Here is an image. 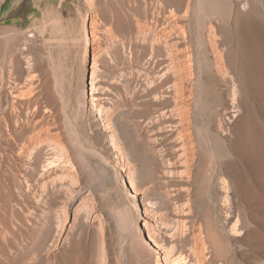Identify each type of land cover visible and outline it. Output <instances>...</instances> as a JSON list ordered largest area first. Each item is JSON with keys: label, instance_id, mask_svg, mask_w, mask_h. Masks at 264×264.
<instances>
[{"label": "rangeland", "instance_id": "rangeland-1", "mask_svg": "<svg viewBox=\"0 0 264 264\" xmlns=\"http://www.w3.org/2000/svg\"><path fill=\"white\" fill-rule=\"evenodd\" d=\"M59 3L1 0L0 4V264H155L156 249L148 233L179 244V260L202 237L204 245L199 241L196 246L199 243V251L205 249L203 253L217 264H264V192L259 176H252L243 160L237 162L234 175L245 178L250 174L245 179L253 180L252 194L237 186L238 197L230 202L242 211L246 235L238 241L222 234L217 252L205 236L209 223L221 230L226 211L208 148L212 145L220 160H225L228 145L236 138L232 127L238 120L227 119L231 81L215 72L214 64L220 60L217 52L223 55L221 62L225 61L221 45H229L227 35L219 30L228 19L220 16L218 4H210L211 9L202 4L203 13L193 5L195 11L185 21L100 18L92 33L82 0H68L62 8ZM256 13L250 17L251 21L256 18L252 22L257 27L261 25L255 35L263 41L264 13ZM147 27H151V46L150 40L135 41L137 36L142 38L137 33ZM179 35L184 43H177ZM168 50L180 59L185 53L186 71L192 74L186 77V85L181 84L186 101H179V117L169 113L174 108L171 100L164 102L147 94L170 75H165ZM240 50L232 61L240 72L239 78H232L241 83L235 82L241 86L239 117L250 109L247 114L263 128L264 89H249L245 72L239 69L244 68L239 64ZM93 55L97 60L94 82L103 88L102 99L110 109L114 148L104 118L95 112L99 101L90 100ZM187 57L193 61L188 63ZM224 61V69L231 73ZM173 77L167 82L177 83ZM217 127L224 131L219 133ZM260 136H254L253 142ZM207 138H214L213 143L208 145ZM46 140L63 145L66 153L62 155ZM182 142H186L190 167L181 174L178 150ZM130 173L139 192L152 203L150 213L145 214L140 201L132 200ZM144 221L151 224L150 229Z\"/></svg>", "mask_w": 264, "mask_h": 264}, {"label": "bare ground", "instance_id": "bare-ground-1", "mask_svg": "<svg viewBox=\"0 0 264 264\" xmlns=\"http://www.w3.org/2000/svg\"><path fill=\"white\" fill-rule=\"evenodd\" d=\"M41 1V0H38ZM68 0H60L59 3V7L62 8V5L64 3H66ZM83 4L86 6L87 8V13L85 15V17H89V19L91 20V32L94 33L97 29V23L96 20L98 19H104V20H108V19H112V20H116L118 21V19H123L125 18L127 19H131V18H139V17H143L145 19H155V20H159L161 18L167 19L168 20H179V19H187L188 17H190L191 15H193V12L195 11V9L197 8V11L200 12V10L202 8H199L200 6L202 7V4H206L205 7H209L210 4L213 3H217V8L219 6V13L220 16H227V23L225 26H223L222 28H219V30L223 31V34L225 33L228 37V42L229 45L225 46V45H221L222 46V50L224 52V57H226V62L229 64V68L227 70H230L231 73L227 72L226 69H224V65H223V61L221 62V54L218 55L217 52V56L220 58V60L217 59L216 64H214L215 67V72L220 75V77L222 79H228L229 81H231V83L229 85H231V107H230V117H228L227 119L230 121V118H237L236 122L234 123L233 127H232V131L235 133L236 138L233 142L230 143V145H228V149L226 151V153L224 154V159L225 160H220V156L216 153L215 149L212 147L208 148V153L211 156V158H213L215 165H216V171L218 172V181L216 183H218L220 185V190H222L221 195H223V206H225V213H224V220L221 224V230H218L217 228L214 227L213 224L209 223L205 228H206V237L208 242H210L211 245L214 246L215 251L217 252V247L216 245L219 242V237L223 234L226 235L228 238L230 239H238L239 237H241V235H246L245 233V220L242 217V211L239 208L236 207H232L230 200H235L238 196L237 194V186L242 189V191L246 194L249 193V188L252 187V182L250 181L249 183V176L248 173L246 175V177L244 175L245 178H247L248 176V180H246L243 177H236L234 174L235 172H237V162L240 160H243L249 167V173L255 174L257 176H259V179L261 181V190L264 192V137L263 133H264V126L263 128L259 127L255 122V119H253V117L250 116V114H247L248 112H245L246 114L242 115L239 117V112H240V108L238 106V96L240 94V90L241 89L239 86V88L237 87L236 84H238L240 81H234L232 78L234 76L238 77L240 75L239 70H237V65L236 67H233L232 61L237 57V53L239 52V50H242V59L241 62L238 59V62H240L239 64H244V68H239L241 69V71H244L245 75H246V82L249 84L248 87L250 89L251 86V90L254 92V90H258L259 92V88H261L263 86L264 89V51L262 52V49H264L262 46V42L258 40V38H256L255 33L261 29V25H259L260 27H257L256 23H253L252 21L255 22V19L251 21V15L252 14H257L256 12L259 11V14L261 15L260 11L262 13H264V0H82ZM0 4H1V0H0ZM181 4H185L184 8L181 7ZM80 5V2L79 4ZM114 5H118L117 7ZM196 6L195 9H193ZM208 5V6H207ZM111 6V8H109ZM116 7V8H114ZM204 7V8H205ZM213 7V6H212ZM215 7V6H214ZM211 9V8H208ZM215 8H213L210 12V14H212L211 12L215 11ZM217 9V10H218ZM216 10V11H217ZM54 11V10H53ZM203 13V9L201 10ZM79 14L81 15L82 13L80 11H78ZM197 12V13H198ZM208 12V14H209ZM214 13V12H213ZM54 14L58 15L57 10L54 11ZM196 14V13H195ZM218 14V12H217ZM216 15V14H214ZM259 15V16H260ZM55 16V15H54ZM262 16V15H261ZM193 17V16H192ZM213 17V16H212ZM249 17V18H248ZM224 19V18H223ZM258 19V18H257ZM261 19V18H260ZM221 20V19H220ZM115 21V22H116ZM181 21V20H180ZM257 21V20H256ZM164 22V21H163ZM258 22V21H257ZM137 23V22H136ZM172 23V22H171ZM109 24V23H108ZM168 24V23H167ZM175 24V23H174ZM225 24V23H224ZM110 25V24H109ZM157 25V24H155ZM171 25V24H170ZM169 25V26H170ZM263 25V24H262ZM140 26V25H139ZM153 27V26H151ZM150 27V29H151ZM157 27V26H156ZM155 27V28H156ZM177 26H175L176 29ZM165 28V27H164ZM169 28V27H168ZM173 28V26H172ZM213 28V27H212ZM211 28V29H212ZM257 28V29H256ZM109 29V27H108ZM138 29V28H136ZM148 30L141 32L142 30H140L137 34L140 35L142 38L139 40V36H137L135 38L136 42H142L143 44L146 42H148L150 40V29L149 27H147ZM170 29V28H169ZM264 30V27L262 28ZM112 30V29H111ZM145 30V29H144ZM168 30V29H167ZM174 30V29H172ZM257 30V31H256ZM256 31V32H255ZM261 31V30H260ZM259 31V32H260ZM102 32V31H101ZM157 32V31H156ZM161 32V31H160ZM174 32V31H173ZM185 32V31H184ZM263 32V31H262ZM96 33V32H95ZM98 33V32H97ZM106 33V32H105ZM109 33V32H108ZM164 33V32H163ZM177 33V32H176ZM213 33V32H212ZM148 34V38L146 37ZM156 33H154L155 35ZM172 34V33H171ZM170 34V35H171ZM256 34L259 35V33L257 32ZM94 35V34H93ZM146 35V36H144ZM150 35V36H149ZM153 35V34H152ZM157 35V34H156ZM164 35V34H163ZM167 35V34H165ZM176 35V34H175ZM178 35V34H177ZM184 35V34H183ZM213 35V34H212ZM211 35V36H212ZM158 36V35H157ZM160 36V35H159ZM173 36V35H172ZM180 36V35H179ZM224 36V35H223ZM96 37V36H95ZM162 37V36H160ZM159 37V38H160ZM166 37V36H165ZM178 37V36H177ZM262 36H260L261 38ZM264 37V36H263ZM180 38V39H179ZM178 38L179 41H177V43H184V37L180 36ZM211 38V37H210ZM95 39V38H94ZM132 39V38H131ZM153 39V37L151 38ZM164 39V38H163ZM213 39V38H212ZM133 40V39H132ZM165 40V39H164ZM224 40V39H223ZM128 41V40H127ZM154 41V40H152ZM221 41V40H220ZM155 42V41H154ZM215 42V40H214ZM219 42V41H217ZM150 46L154 45V43L152 44L151 40L149 41ZM148 43V44H149ZM157 43V42H155ZM161 43V42H160ZM166 43V42H165ZM164 43V44H165ZM171 43V41H170ZM169 43V44H170ZM94 44V43H93ZM168 43H166L167 45ZM168 44V45H169ZM215 44V43H214ZM213 44V45H214ZM264 44V43H263ZM165 45V46H166ZM177 45V44H175ZM185 45V44H184ZM218 45V44H217ZM162 46V45H161ZM159 47V46H158ZM163 47V46H162ZM173 47H175L173 45ZM213 47V46H212ZM149 48V47H148ZM164 48V47H163ZM166 48V47H165ZM180 48V47H179ZM183 48V47H182ZM145 49V48H144ZM175 49V48H174ZM164 50V49H163ZM171 50V48H170ZM176 50V49H175ZM181 50V49H180ZM179 50V51H180ZM240 50V51H241ZM216 51V50H215ZM166 52V51H165ZM183 51L180 52V54ZM221 52V51H220ZM165 54L166 57L168 56L170 59V63L169 61H167L169 64L167 65L166 70H165V75L170 74L169 76H167V79L164 81H160L158 83V85L156 87H153L151 89V92L148 90L147 88V94L148 95H152L154 94L155 98L154 99H159V100H163V99H169L171 100L170 103L172 102V104L174 105V108L171 109V111L169 113H171V116H174V113L176 114V116H178V109L180 107L179 101L181 102V100L183 99V93L181 90L185 89L181 86V84L184 86L186 85L187 79L186 77L189 75H192L191 73L186 71V67L185 66V62L186 60V55L185 53L183 54L182 57H184V59H180L177 55V57H173L171 55V53ZM177 52H175L176 54ZM263 53V54H262ZM189 54V53H187ZM239 54V53H238ZM150 55V54H149ZM153 55V53L151 54ZM191 56V55H190ZM189 56V57H190ZM189 57H187L188 59V63H190L191 58L189 59ZM217 58V57H216ZM162 59V58H161ZM193 59V58H192ZM215 59V58H214ZM159 60V59H157ZM168 60V59H167ZM176 60L175 63H173ZM193 61V60H192ZM191 61V62H192ZM224 61V62H225ZM237 61V60H236ZM235 61V62H236ZM197 62V61H196ZM238 62L236 64H238ZM194 63V62H193ZM97 60L95 55H93V66L91 68V82H90V100L92 102H97L95 103V112L98 113V115L101 118H104L105 120V129H107V131L111 130V125H110V119H109V108H108V103L107 101L104 99H102V96H105V94H101L102 93V89L101 86H99V84H96L94 82V76H96L97 73ZM167 64V63H166ZM227 64V65H228ZM226 65V64H225ZM190 67V66H189ZM228 67V66H227ZM239 67V65H238ZM164 68V69H165ZM188 69V68H187ZM163 70V69H162ZM164 72V71H163ZM139 73V72H138ZM159 73V72H158ZM150 74V73H149ZM153 74V73H152ZM151 74V76H152ZM232 76H231V75ZM154 75V74H153ZM174 76L173 78L177 79V83H171L167 82V80L169 79L168 77L170 76ZM200 73H197V79L199 81V76ZM148 76V74H147ZM155 76V75H154ZM157 76V75H156ZM155 76V77H156ZM217 76V75H216ZM228 76V78H227ZM150 77V76H149ZM154 77V79H155ZM163 77V75H162ZM218 77V76H217ZM148 78V77H147ZM166 78V77H165ZM231 80H230V79ZM239 78V77H238ZM152 80V77L150 78ZM159 79V78H158ZM162 79V78H161ZM237 79V78H236ZM243 79V78H242ZM156 80V79H155ZM160 80V79H159ZM172 80L169 79L168 81ZM248 80V81H247ZM149 81V80H148ZM174 81V80H173ZM233 81V82H232ZM242 81V80H241ZM156 82H158L156 80ZM185 82V84H184ZM236 82V84H235ZM150 83V82H149ZM152 83V82H151ZM170 83V84H169ZM149 85V84H148ZM238 85H241L238 84ZM152 87V84L149 85ZM147 87V86H146ZM181 87L183 89H181ZM230 87V86H229ZM243 87V86H242ZM246 87V86H245ZM244 87V88H245ZM247 87V88H248ZM180 88V89H179ZM191 88V87H190ZM238 88V89H237ZM140 89V88H139ZM146 89V88H145ZM230 90V88H229ZM239 90V91H238ZM247 90V89H246ZM145 92V91H144ZM184 92V91H183ZM191 92V91H190ZM239 92V93H238ZM263 93V91H260ZM230 93V92H229ZM170 94V95H169ZM258 94V93H257ZM84 98H85V92L83 93ZM192 95V94H191ZM229 95V97H230ZM253 95V94H252ZM147 96V95H146ZM254 96V95H253ZM257 96V95H256ZM191 98V97H190ZM152 99V98H150ZM263 99V98H262ZM154 100V101H157ZM185 100V98L183 99V101ZM193 100V99H192ZM164 101V100H163ZM166 101V100H165ZM164 101V102H165ZM186 101V100H185ZM251 101V100H250ZM261 101V100H260ZM169 102V101H168ZM262 102V101H261ZM166 104V103H165ZM171 104V105H172ZM184 104V103H183ZM241 105V103H239ZM244 104V103H243ZM249 104V103H248ZM262 104V103H261ZM264 104V103H263ZM262 104V106H263ZM246 105V103H245ZM253 106V105H252ZM243 109V106H241ZM245 107V106H244ZM251 107V106H249ZM254 107V106H253ZM258 107V105H257ZM245 109V108H244ZM253 109V108H252ZM246 110V109H245ZM255 110V109H254ZM169 111V110H168ZM183 111V110H182ZM253 111V110H252ZM259 111V110H258ZM256 111V112H258ZM161 113V112H160ZM168 113V112H167ZM167 113H163L161 114H167ZM181 113V112H180ZM179 113V114H180ZM184 113V112H183ZM244 113V112H243ZM242 113V114H243ZM260 113V111L258 112ZM173 114V115H172ZM228 114V113H227ZM255 114V113H253ZM257 114V113H256ZM168 115V114H167ZM184 115V114H183ZM188 115V114H187ZM252 115V114H251ZM263 115V114H261ZM158 116V114H157ZM166 116V115H165ZM163 116V117H165ZM170 116V117H171ZM178 119V117H176ZM162 117V118H163ZM161 118V117H160ZM169 118V117H168ZM156 119V117H155ZM164 119V118H163ZM162 119V120H163ZM165 119H167V116L165 117ZM184 118H182V115H180L179 120L182 122ZM178 120V121H179ZM165 121V120H164ZM179 121V122H180ZM17 122V121H16ZM44 122V121H43ZM155 122V121H154ZM157 122V121H156ZM155 122V123H156ZM173 122V121H172ZM175 122V121H174ZM177 122V125L178 123ZM32 123V122H31ZM158 123V122H157ZM156 123V124H157ZM170 124V123H169ZM182 124V123H181ZM263 124V121H262ZM15 125V124H14ZM180 125V123H179ZM224 125V124H223ZM249 125V127H248ZM219 126V125H218ZM221 127V126H220ZM218 129V127L216 129H218L217 131L223 132L222 131V127ZM18 128V127H17ZM16 128V129H17ZM164 128V127H163ZM199 128V127H198ZM197 128V129H198ZM170 129V128H169ZM263 131L262 136H260V131ZM22 130V129H21ZM160 130V129H158ZM165 130V129H164ZM174 130V129H173ZM227 130V129H226ZM12 134L16 135V130L15 128H13L12 126ZM166 131V130H165ZM164 131V132H165ZM111 132V131H110ZM113 132V131H112ZM110 133V137H109V143L110 145L114 148L115 147V139H114V135L113 133ZM151 132V131H150ZM20 133V132H19ZM178 133V132H176ZM200 133V131H198V134ZM225 134V133H224ZM166 135V134H165ZM183 135V134H182ZM201 135V133H200ZM200 135L198 136V138L200 137ZM212 135V134H211ZM55 136V135H54ZM202 136V135H201ZM215 136V135H213ZM254 136H260L261 139L257 140V143L253 142V138ZM10 138V137H9ZM13 138V137H12ZM30 138V137H29ZM33 138V137H32ZM178 138V137H177ZM185 138V137H184ZM187 139V138H186ZM200 139V138H199ZM208 139V138H207ZM206 139V140H207ZM214 139V138H213ZM213 139L209 138L207 140V144L210 145L211 143H213ZM118 140V139H117ZM183 140V139H182ZM36 141V140H35ZM47 141V140H46ZM201 141V140H200ZM203 141V140H202ZM13 142V141H12ZM260 142V143H259ZM23 143V142H22ZM34 143V142H33ZM47 143H49V145H51L54 149H57L58 152H60L62 155H64L66 153V149L65 147H63V145L58 144L56 142H52V141H47ZM24 144V143H23ZM179 144V143H178ZM29 145V143L27 144ZM44 146V145H43ZM173 146V145H172ZM175 146V145H174ZM215 146V145H214ZM217 147V146H216ZM172 149V148H171ZM178 149V148H177ZM190 150V149H189ZM180 154H179V164L182 168V170L180 171V173L182 174L184 171H189V152L186 146V142H182L180 144V148L179 150ZM192 151V150H191ZM35 152V151H34ZM163 153V152H162ZM173 153V151H172ZM223 154V153H222ZM68 155V154H67ZM222 156V155H221ZM65 157V156H64ZM190 158V157H189ZM172 159V158H171ZM178 160V159H177ZM163 161V160H162ZM191 161V160H190ZM172 163V162H171ZM177 166V165H175ZM244 167V166H243ZM240 169V168H239ZM183 171V172H182ZM121 172H125V170L121 169ZM246 172V171H245ZM185 173V174H186ZM242 173V171L240 172ZM180 174V175H181ZM217 174V173H216ZM183 176V175H182ZM185 177V176H184ZM190 177V176H189ZM187 178V177H186ZM129 182H130V189H131V193L133 194L132 200L133 201H140L142 204L143 209L145 210V214L146 213H150L151 209L149 208L152 203L150 201H148V199L146 198L144 193H140L139 190L137 189L136 185V180L135 177L133 175V173H130L129 176ZM251 180V179H250ZM255 182V181H254ZM218 185V186H219ZM179 189V188H178ZM241 191V190H240ZM254 191V190H253ZM261 191V192H262ZM131 194V195H132ZM250 194V193H249ZM252 194V193H251ZM250 194V195H251ZM258 194V193H256ZM255 195V194H254ZM246 196V195H245ZM258 196V195H257ZM262 196V195H261ZM258 198V197H257ZM261 198V197H260ZM248 199V198H247ZM262 201L263 198H261ZM238 200V199H237ZM236 200V201H237ZM235 201V202H236ZM248 202L246 203H252L249 202V200H247ZM261 201V202H262ZM259 202V203H261ZM264 203V202H263ZM136 204V203H135ZM237 204V203H236ZM249 204H246L247 207ZM234 206V205H233ZM244 206V205H243ZM256 206V205H255ZM262 207L264 206V204L261 205ZM235 208V209H234ZM236 211V213L234 212ZM244 211V210H243ZM254 212V211H253ZM252 212V213H253ZM250 213V212H249ZM251 213V216H252ZM250 215V214H249ZM145 217L147 219H150L149 215H145ZM253 217V216H252ZM251 218V217H250ZM184 220V219H183ZM247 223V222H246ZM144 224L146 226H150L148 229L151 228V224L148 223L147 221H144ZM186 225V224H185ZM184 225V226H185ZM188 227V226H187ZM147 228V227H146ZM147 229V230H148ZM187 230V229H185ZM151 231H153L151 229ZM148 231V232H151ZM201 230H199L200 232ZM147 232V233H148ZM175 232V231H174ZM178 232V231H177ZM249 232V231H248ZM200 234L202 235V231L200 232ZM262 234V233H261ZM149 235V241L151 242V244L153 245V247L156 249L155 252V264H161V261L164 264H217V262H215L211 256H207L205 255L203 252V248H201L202 251H199L198 249V244L196 246V243L200 241V244L203 246L204 245V241L202 239V237H199L197 239H195V242L193 243L192 246H190L188 248V254H186L187 256L183 258V260H179V257L182 256V253H180L181 251L178 249L179 247H177V243L176 242H172V240H168L164 237L161 236H155V234L150 235V233H148ZM174 235V234H173ZM199 236V233H198ZM254 236V235H253ZM244 237V236H243ZM242 237V239H243ZM245 238V237H244ZM247 238V237H246ZM241 239V238H239ZM238 239V241H239ZM178 240V239H177ZM243 241H247L246 239ZM242 241V242H243ZM203 242V243H202ZM241 242V241H240ZM199 244V245H200ZM205 247V246H204ZM187 248V247H186ZM186 251V252H187ZM185 252V251H184ZM159 253H161V256H159ZM178 255V256H177ZM160 257H162V260H160Z\"/></svg>", "mask_w": 264, "mask_h": 264}]
</instances>
